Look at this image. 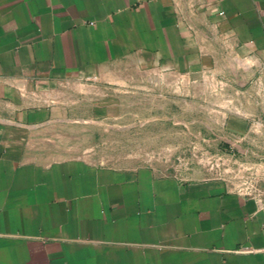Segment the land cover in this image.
<instances>
[{"label": "crops", "instance_id": "obj_1", "mask_svg": "<svg viewBox=\"0 0 264 264\" xmlns=\"http://www.w3.org/2000/svg\"><path fill=\"white\" fill-rule=\"evenodd\" d=\"M171 93L244 181L65 153ZM0 264H264V0H0Z\"/></svg>", "mask_w": 264, "mask_h": 264}, {"label": "rangeland", "instance_id": "obj_2", "mask_svg": "<svg viewBox=\"0 0 264 264\" xmlns=\"http://www.w3.org/2000/svg\"><path fill=\"white\" fill-rule=\"evenodd\" d=\"M127 99L126 118L115 111L109 120L88 128L91 133L68 136L65 153L112 164L151 160L179 174L222 172L244 181L245 168L239 166L235 152L222 150L220 139L214 135L199 132L203 129L199 127L196 103H183L171 93L167 100L152 104L148 98L143 111L135 112L138 106H134L133 96ZM136 114L142 117L135 118Z\"/></svg>", "mask_w": 264, "mask_h": 264}]
</instances>
